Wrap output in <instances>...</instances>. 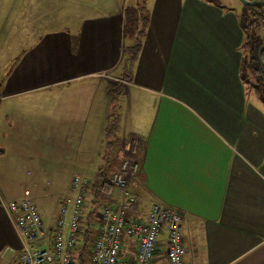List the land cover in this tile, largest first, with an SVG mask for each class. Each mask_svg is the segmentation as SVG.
Here are the masks:
<instances>
[{"label": "crops", "instance_id": "1", "mask_svg": "<svg viewBox=\"0 0 264 264\" xmlns=\"http://www.w3.org/2000/svg\"><path fill=\"white\" fill-rule=\"evenodd\" d=\"M139 4L145 22L127 36L119 5L48 28L42 0H0V264L22 248L8 203H32L48 239L72 176L130 156V215L179 212L188 264H264V105L241 78L245 5Z\"/></svg>", "mask_w": 264, "mask_h": 264}, {"label": "built area", "instance_id": "2", "mask_svg": "<svg viewBox=\"0 0 264 264\" xmlns=\"http://www.w3.org/2000/svg\"><path fill=\"white\" fill-rule=\"evenodd\" d=\"M140 167V156L125 157L106 177L117 189V199L101 208L94 237L90 236L84 245L88 179H72L70 187L75 195L61 201L48 239L42 218L32 203H8L6 209L15 216V227L22 240L14 264H78L77 255L82 248L90 264H154L159 258L167 264H188L184 259L183 218L179 212L153 203L145 220L128 213L135 204L131 181L138 177ZM88 223L91 233V221Z\"/></svg>", "mask_w": 264, "mask_h": 264}, {"label": "trees", "instance_id": "3", "mask_svg": "<svg viewBox=\"0 0 264 264\" xmlns=\"http://www.w3.org/2000/svg\"><path fill=\"white\" fill-rule=\"evenodd\" d=\"M260 6V5H259ZM259 6H256L259 8ZM243 13L241 15L240 23L241 27L245 33V43L243 45L245 55L243 56L242 64H241V78L248 83V76L249 75H255L257 78V87L253 88L255 91V94L257 98L263 103L264 105V49L260 53V57L262 60V65L259 60L258 51L262 45H264V38H262L260 35L256 34V29L259 28V20H264V11H256L255 7L250 6H244ZM142 7H140L139 10H141ZM139 16H137L138 18ZM136 18V19H137ZM135 18H131L132 24L128 26V29L126 28L127 36L136 34L133 33L135 31V25L141 22H145L143 19L136 20ZM140 20V21H139ZM140 35V33L138 34ZM139 48L138 41L134 43L133 46H130L126 49L125 53L127 55V60H132L135 58L137 51ZM112 96L116 95L115 91H112ZM113 131V129H112ZM110 174L108 173H99L98 178L94 181L89 180V183L87 184V191L85 192V197L87 198V193L90 194V199H85V205L88 204L89 207L92 205V212L95 215L96 218L98 215V210L101 211V208L108 203L114 202L117 199V195L114 198V192H117V189L112 186L109 182L106 181V177ZM83 177V176H82ZM86 178V177H83ZM87 179V178H86ZM92 190V191H91ZM73 192V191H72ZM75 194H73L74 196ZM92 196V197H91ZM70 198V197H68ZM92 199V200H91ZM85 210V206H84ZM99 211V212H100ZM130 214V210L128 211ZM88 220V219H87ZM90 220V219H89ZM98 220V219H97ZM91 221V220H90ZM98 223V222H97ZM87 226L89 223H86ZM86 226L85 230V236L83 238L82 244L84 245L87 241V239L91 236L94 237L95 228L91 229V233L88 230V227ZM80 252L77 255V262L78 264H84L83 263V257L82 254L84 252V249H80ZM79 260V261H78Z\"/></svg>", "mask_w": 264, "mask_h": 264}, {"label": "rangeland", "instance_id": "4", "mask_svg": "<svg viewBox=\"0 0 264 264\" xmlns=\"http://www.w3.org/2000/svg\"><path fill=\"white\" fill-rule=\"evenodd\" d=\"M5 1L6 0H4V3ZM42 1H43V12L45 13V15L48 14V19L45 22L48 28H54L61 25L64 26H70V25L75 26V24L80 25V23H82L84 20L90 18L88 17V15L92 7L102 8L105 10V9H114L116 5H119L121 6V8L123 7L122 10L124 11L126 18V28L128 29V26L132 24L131 18H133L134 14H137V8L140 5L139 4L140 0L139 2H137L136 0H42ZM216 1H220L225 6L234 7V9L238 11H240V9L243 6L241 0H216ZM249 1L264 3V0H249ZM19 3L20 2L15 3V6L18 7ZM44 4L46 5V9H44L45 7ZM255 9H257L256 11H264V4L260 5L259 8L255 6ZM259 24L260 26L259 28L256 29V34L264 38V20L262 19L259 20ZM243 53H245L244 49H243ZM263 60H264V55H263ZM247 84L251 88L257 87L258 84H257L256 76L249 75ZM138 174L140 177L141 167L139 168ZM75 176H81V175L76 174L73 175L72 177L74 178ZM97 178L98 175L97 176L95 175L87 179L94 181ZM65 193H67L69 197L73 196L74 192L71 191L70 184H69V189L66 188ZM89 196L90 194L87 193V198L85 197V199L89 200L90 199ZM89 211H90L89 213H91V205L89 207ZM99 211L100 210H98L97 212L99 213ZM51 213H53V209H51ZM87 222L88 220H85V224ZM94 228L95 229L97 228V223H95ZM82 257L84 264H90L89 256L85 251L83 252Z\"/></svg>", "mask_w": 264, "mask_h": 264}, {"label": "water", "instance_id": "5", "mask_svg": "<svg viewBox=\"0 0 264 264\" xmlns=\"http://www.w3.org/2000/svg\"><path fill=\"white\" fill-rule=\"evenodd\" d=\"M241 2L243 3V5L245 6H250V7H255V6H259V5H262L264 3L262 2H251L249 0H241ZM264 49V45H262L258 51V56H259V60H260V63L262 65V60H261V57H260V53L261 51Z\"/></svg>", "mask_w": 264, "mask_h": 264}]
</instances>
